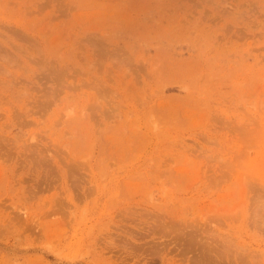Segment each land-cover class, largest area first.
Segmentation results:
<instances>
[{"label": "rangeland", "instance_id": "obj_1", "mask_svg": "<svg viewBox=\"0 0 264 264\" xmlns=\"http://www.w3.org/2000/svg\"><path fill=\"white\" fill-rule=\"evenodd\" d=\"M0 264H264V0H0Z\"/></svg>", "mask_w": 264, "mask_h": 264}]
</instances>
